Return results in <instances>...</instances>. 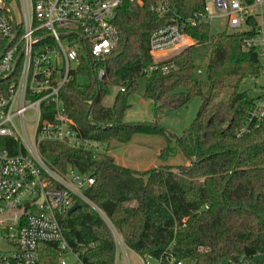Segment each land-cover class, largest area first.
<instances>
[{
    "label": "trees",
    "instance_id": "trees-1",
    "mask_svg": "<svg viewBox=\"0 0 264 264\" xmlns=\"http://www.w3.org/2000/svg\"><path fill=\"white\" fill-rule=\"evenodd\" d=\"M152 2H125L116 8L118 42L97 61L103 77L95 78L91 58L80 54L61 97L82 136L108 144L127 143L135 134H159L166 144L162 160L173 153L174 143L189 163L136 171L116 164L106 151L93 153L54 141L40 142V153L60 170L72 166L94 178L84 194L136 253L159 257L174 240V252L186 264H264L252 261L264 248V120L240 133L256 99L240 86L260 75L261 60L256 52L242 50L248 32L210 35L209 24L188 21L203 10L204 0H167L161 15L150 10ZM0 13L5 14L1 7ZM171 18L194 43L160 63H173L167 73L146 72L153 62L150 33ZM205 44L211 56L202 79L196 73L194 47ZM111 85L117 91L112 104L105 105ZM141 86L156 111L201 97L196 116L181 135L166 131L157 118L123 121L129 96ZM225 91V98L215 99ZM78 203L73 212L60 216L70 248L82 264H113L116 245L108 224L87 203ZM39 252L40 264H56L60 254L55 243L45 242Z\"/></svg>",
    "mask_w": 264,
    "mask_h": 264
},
{
    "label": "built area",
    "instance_id": "built-area-1",
    "mask_svg": "<svg viewBox=\"0 0 264 264\" xmlns=\"http://www.w3.org/2000/svg\"><path fill=\"white\" fill-rule=\"evenodd\" d=\"M11 1L19 9L18 18L9 7ZM146 1L0 0V7H5V14L0 13V234L11 246L0 251V264H40L39 248L44 242L58 247L56 264H67L66 253L81 262L60 224V216L78 200L91 206L108 224L116 245L113 264H117L119 248L122 263L133 264L119 232L84 194L94 178L72 166L60 170L50 165L40 153L39 144L54 141L93 153L104 152L100 149L102 142L80 134L65 111L61 91L80 64V54L91 58L93 76L103 77L104 68L97 61L118 42L113 24L116 8L125 2L143 5ZM152 1L150 10L157 15L164 13L167 0ZM204 2L203 10L188 21L209 24L222 18L224 30L248 32L242 40V50L256 52L261 60L260 75L264 76V0ZM208 2L214 7L212 13L208 12ZM192 44L180 22L171 18L150 33L153 62L146 72L159 69L167 73L173 63L160 64L167 59L165 55ZM257 89L260 93L240 133L264 120V84ZM175 245L172 240L159 257L136 255L141 264H186L175 254Z\"/></svg>",
    "mask_w": 264,
    "mask_h": 264
},
{
    "label": "rangeland",
    "instance_id": "rangeland-1",
    "mask_svg": "<svg viewBox=\"0 0 264 264\" xmlns=\"http://www.w3.org/2000/svg\"><path fill=\"white\" fill-rule=\"evenodd\" d=\"M9 7L12 10L14 16L18 18L19 9L16 6L15 2L11 1L9 3ZM213 10H214V7L212 5V2H208V12L212 13ZM223 24L224 23H223L222 18H217V19H214L212 22H210L209 23L210 35H216L217 33L223 31L225 29V26ZM185 47H188V46H185ZM185 47H180L174 51H170V53H168L165 56L168 59L174 56L175 54H177V52L181 51ZM194 52H195L197 64L199 65L197 70H200V72L196 70V73L198 74L200 78L204 79L206 65L211 56L210 46L208 44H205L202 46H195ZM167 59H164V60H167ZM263 84H264L263 74L256 77L255 80H251V78L249 77L243 81V83L240 86V90H246L250 96L256 97L260 93V90H258L257 88H259V86ZM116 91H117V87L115 85H111L109 94L106 96L104 100L105 105L112 104ZM141 92H142V86L139 87V89L136 92L132 93L129 96L128 98L129 107L125 112L123 121L124 122L146 123V122L153 121L155 118H157L158 124L162 128H164L166 131L170 132L171 134L177 135V136L181 135L182 131L189 126V124L192 122V120L196 116L197 111L201 105V97L195 96V97H192L187 102V104L183 107L176 108V109L175 108L158 109L156 111L157 105L155 101L152 99L143 97ZM226 96H227V91L218 94L215 99L219 100V99L225 98ZM29 135L30 136L32 135V130L29 132ZM154 136H157L156 138L160 137L164 140V138L159 134H154ZM106 147H107V143H102L100 146V149L105 151ZM177 149L174 148L173 153L169 157H167L166 160H162L161 157H158L161 163L171 164V165L184 164L185 160H187V157L183 154L182 151H177ZM147 161L153 162L154 159L152 157H149L147 158ZM9 248H11L10 244L7 241H5L0 234V251H6ZM125 251L129 259L133 262V264H141L140 260L138 259L136 255V252L134 253V251L130 250L127 247L125 248ZM64 257L67 261V264H82L81 262L77 261L75 256L71 253H66ZM116 259H117V264H123L122 263L123 257H122L120 248L117 249ZM257 260H264V248L252 258V261H257ZM187 264H191V263L188 262Z\"/></svg>",
    "mask_w": 264,
    "mask_h": 264
},
{
    "label": "crops",
    "instance_id": "crops-1",
    "mask_svg": "<svg viewBox=\"0 0 264 264\" xmlns=\"http://www.w3.org/2000/svg\"><path fill=\"white\" fill-rule=\"evenodd\" d=\"M156 137L154 134H135L127 143L112 140L107 144L105 151L113 157L116 164L132 170L144 171L164 164L158 157L166 144L162 138ZM172 146L176 149L178 147L176 144H172ZM177 151H181L179 147ZM149 157H152L154 161L148 162L147 158ZM188 163L189 160H185L184 164Z\"/></svg>",
    "mask_w": 264,
    "mask_h": 264
},
{
    "label": "water",
    "instance_id": "water-1",
    "mask_svg": "<svg viewBox=\"0 0 264 264\" xmlns=\"http://www.w3.org/2000/svg\"><path fill=\"white\" fill-rule=\"evenodd\" d=\"M3 9H5V7H3ZM10 15H11V18L13 19V14L11 12H9ZM17 62V61H16ZM17 64V63H16ZM210 93V90L207 91V94ZM79 206V203H74L68 210H67V213H71L73 212L76 208H78Z\"/></svg>",
    "mask_w": 264,
    "mask_h": 264
}]
</instances>
